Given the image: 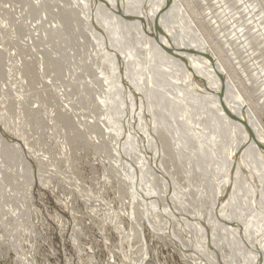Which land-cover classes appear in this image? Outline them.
Here are the masks:
<instances>
[{"label": "rangeland", "instance_id": "rangeland-1", "mask_svg": "<svg viewBox=\"0 0 264 264\" xmlns=\"http://www.w3.org/2000/svg\"><path fill=\"white\" fill-rule=\"evenodd\" d=\"M116 1L119 12L116 30L118 38L121 37L126 43L127 34H131L132 27L125 26L126 10H129L122 5L129 2ZM83 2V0H0V264H248L247 259L240 263L238 256L241 253L237 254V251L246 254L251 250L250 244L238 246V242L241 241L239 239L232 253L231 249H224L218 243L216 231L213 230L212 233V229L206 233L208 235L206 243L202 244L198 241L200 237L194 239L191 232L183 231L176 220L169 226H165L160 219L156 222L153 218L156 212L149 205L150 199L145 197V194L151 195L149 188H146L148 190L146 192L144 186L131 187L130 182H134L135 179L132 177L130 181L129 178L133 174L125 172L127 164L132 166L139 157L141 161L138 164L147 169L146 160L156 154V150L151 149L152 140H156L158 146L168 150L169 147L166 146L173 144L170 139V135H173L163 131L170 142L162 144L159 139L161 134L158 133L160 126L156 128V137L153 127L146 126V135L142 136L139 142L148 143L145 145L144 153L140 152L138 147L135 149L133 146L130 151L124 147L122 148L124 158H121L117 150H112L116 149L117 140L123 137L124 129H127L132 139L137 136L134 135L136 131L134 123L137 121L134 116L138 111L134 109L139 108L136 95H133L136 104L134 107L130 101L128 102L132 109L122 108L112 91L122 94L124 89L131 90L134 86L135 90L146 88L142 78L134 82L132 76L140 75L139 70L148 69L149 66L145 62L139 63L136 68L133 66L136 53L132 46L121 47L122 44L117 43L116 47L107 48V45L101 46V49L95 47L96 41L91 30L99 36L97 41L104 42L107 33L112 30L109 29L111 25L102 22L103 35L100 31L99 34L94 32L96 26H100L103 15L99 13L97 3L94 5L88 1L85 5ZM178 2L194 19L196 30L213 47L224 70L227 69L231 75V80L237 81L234 84L235 86L238 84L237 91L239 93L241 91L249 102V107L256 110L264 124V80H260L264 77V0H178ZM81 3L82 5H79ZM142 3L144 5L137 14L136 26L134 25L136 36L140 37L139 29L148 30L150 33L144 36L146 40L143 38V41L148 43L146 45L149 48L155 49L153 60L165 61L167 57L170 61L165 62L175 65V60L178 59L174 56L178 54L165 55L164 49L168 48L167 45L183 51L186 49L176 37L173 39L170 36L175 35L179 28L174 19L175 14L169 8L170 1L137 2L139 7ZM211 7L217 11L206 15L205 18L200 16L205 15L207 9ZM17 12L23 14H20L21 18ZM91 15L95 21L86 22V18ZM31 20L33 23L30 24ZM154 21L163 24L164 30L159 31L158 23ZM121 25L123 29L129 31H125L124 34L120 29ZM153 28L158 29V36L155 35ZM184 33L187 36L185 31L182 32L183 35ZM170 37L175 43L169 40ZM31 38L34 42L30 40ZM160 38L166 43L165 48L161 50V45L155 47L156 44L153 42L159 41ZM28 40L33 44L28 43ZM111 47L116 48V52L111 51ZM199 47L194 49L193 55L204 53L207 49L201 45ZM102 50L108 52V56L112 53V56L106 57ZM208 55L213 61L210 60L209 63L214 64L212 55L210 53ZM127 60L130 62H126ZM184 60L189 62L187 59ZM111 63L114 65L107 66ZM157 63L162 66L161 63ZM166 65L170 78L171 75L177 77L176 80L173 78L177 84L194 83L195 78L180 73V71L184 73L182 67L176 64L169 69V65L164 63L165 69ZM101 69L107 77V82H112L113 88L111 96L110 93L107 95L109 96L107 106L102 103L106 97L104 94V90H107L104 87L106 82H102L101 87L100 81L95 78ZM178 69L179 72L176 71ZM153 72L155 73L154 70ZM122 75L123 78H120ZM99 77L103 78L101 75ZM117 78L121 84L116 86L114 81ZM216 79L217 81L212 77L211 81L217 85L222 83L223 88L228 87L224 76L222 78L216 76ZM196 82L198 90V84L205 81L198 79ZM160 88L161 90L157 89L160 91L159 94L166 91V87ZM216 90L217 88H214L213 92L217 93ZM220 94L222 95V90ZM223 94V103H227L225 100L231 94L229 91H224ZM225 95L228 96L224 97ZM129 96L127 93L128 99ZM163 100L167 101V96L159 99L158 104L165 109L166 103ZM152 101L151 97L144 100L147 110L140 117L142 123L148 124L152 117L157 121H163V114L172 117V120L168 121L169 124L178 125L182 121V117L175 119L170 111L157 110L156 104ZM237 104L240 105V101H237ZM98 105L102 108L100 109ZM172 109L178 110L182 116L179 104L173 103ZM226 111L230 115L234 114V110L230 112L227 107ZM127 125L130 128H127ZM105 132H108L107 136L103 135ZM254 139V136L250 138L252 141ZM15 141L17 144L20 142L18 147L15 146ZM181 149H184L183 145ZM176 158L170 159L169 156L161 163L162 169L159 168L168 173V176L171 175V181L180 191L186 190V198L179 196V199L172 203L192 231L199 223L192 215L199 217L202 214L203 217H207L205 214L213 207V201H217V194L213 196L211 194L208 202L200 200L199 202L200 196L196 192L203 188L198 183L197 174L194 171L189 177L185 172L186 160L179 161L178 157ZM151 168L155 169L154 166ZM159 168L158 175L161 172ZM254 170V166L249 167L250 177H254ZM140 174H142L140 182L143 184L142 180L148 174L145 170ZM242 179L244 182L247 181V185L256 183V179L248 180V177L245 179L243 175ZM135 181L137 183V180ZM156 185L157 197L161 198L160 191L165 186L164 181L158 178ZM257 185L260 190L264 187V176L261 181H257ZM172 186L170 184V187ZM142 189L144 194L141 193ZM262 195L264 193H260L257 200L263 202ZM196 199L197 202L194 203ZM164 201L159 204L167 210ZM214 210L216 211L215 208ZM144 212H147L146 215ZM157 214L164 216L160 209H157ZM184 218L188 219L187 222ZM200 221L205 223L202 218ZM154 222L159 225H154ZM171 229L175 238L171 236ZM254 237L253 242H257L260 247L257 264H264L262 257L264 247L261 248L257 236ZM230 239L235 240L234 237Z\"/></svg>", "mask_w": 264, "mask_h": 264}, {"label": "bare ground", "instance_id": "bare-ground-1", "mask_svg": "<svg viewBox=\"0 0 264 264\" xmlns=\"http://www.w3.org/2000/svg\"><path fill=\"white\" fill-rule=\"evenodd\" d=\"M83 1L85 5H87L88 1L94 3V5H96L97 3V5L99 6V13L103 15L101 18L100 26L99 27L96 26L94 32L99 34V31L102 32V30H104L102 28L103 27L102 25H104L102 22L111 25L109 29L111 28L112 30H114V31L111 30V32L107 33V38L104 39V42L100 40L102 43L96 40L99 36L98 35L96 36L94 33H92L91 30V34L94 36V39L96 41L95 47L100 49L101 46H106V45L107 48L108 46L116 47L117 43H121L122 44L121 47H123L124 45L132 46L135 48V50H137V52L134 50V53H136L135 55L136 61H134L133 66L136 68V66H138L139 63H144V62L149 66L148 69H143V70L140 69L139 70L140 75L132 76V80L134 82H137L139 78H142L144 80V83H146V88L135 90L134 88L136 87L134 86L133 89L131 90L124 89V93L122 91V94L120 93L117 94L116 92L112 91L113 90L111 85L112 82L110 83L107 82V77L106 75L104 76L103 74L104 72H102V69L98 73L99 75L103 76L102 79L99 77L98 74L95 75V78L100 81L101 87L103 86V83L106 82V85L104 86L107 89L104 90V94L106 95V97L104 98V100H102L104 106L108 105L107 100L109 99V96L107 95H109L111 91L114 97L116 98V101L119 103L120 107L122 108L129 107V109H132L134 105H136L135 101L133 100L134 98L133 95L137 96L136 101L139 102V108L134 109L135 111H138L134 116L137 119V121L134 123V125L136 126V131L134 132V135L137 134V136L135 137V139H132L133 137L130 135V133H128L127 129H124L123 137H121L119 141L117 140L116 142L117 147L116 149H112V150L114 151L117 150V153L121 158H124L123 157L124 153L122 152L123 151L122 148L124 147L126 149H129V151L133 146L135 147V149L138 147V150L144 153V148H146L145 145H148V143L139 144V142H141V137L142 136L144 137V135H146V126L153 127L154 137H156V133H155L156 128L160 126L159 127L160 131L158 133L161 134L159 136V139L161 140L162 144L163 142L164 143L167 142L169 144L170 139L173 141V144L166 146V148L169 147V149L168 150L165 149L166 150L165 152V150L160 145L158 146L156 140L154 141L152 140V143L150 144L152 146L151 149L153 148V150H156V154L150 159L146 160L148 163V168L146 167L147 169H145V166L141 167V164H138L139 161H141V158L139 157L136 159L137 161H134L132 163V166L127 164L125 168V172L130 175L133 174L129 178L130 181L132 177H133L132 179L137 180V183L135 180L134 182L132 181L130 182L131 187L144 186L145 189L149 188V192L151 195L145 194V197L146 199H150L151 203H149V205L156 212V213L154 212L155 214L153 213L154 214L153 218L154 220L156 219L155 220L156 222H159L160 219L165 224V226H169L174 220H176L178 225L181 227L183 231H187V233L191 232V235L194 239L197 240L198 237H200L201 239H198V241L201 242L202 244L206 243V239L208 237L206 233H209L208 231L212 229V233L213 230L216 231V240L218 241V243L221 246H223L224 249H231L232 253L235 249L236 242L239 241L240 239L241 241L238 242V246L240 245L242 246L243 244L245 246H247V244H250L251 246V250H248L246 254L237 251V254L241 253V255L238 256V259L240 258V263H244L245 259H247L248 264L251 263L257 264L259 259L258 253L260 247H258L257 242H253V238L255 239L254 236H257L256 239L259 241L261 248L264 247V199L263 202L260 201V199L257 200L258 196H260V193L261 194L264 193V187L261 190L257 188L258 186L257 181H261L262 176H264V124L262 123L260 116L257 114L256 110L249 107V102L243 96L241 91L239 89L238 90L240 91V93L237 91L236 86L238 84L236 86L234 85L237 83V81L235 82L231 80V75L227 72L228 71L227 69H226L227 71L224 70V67L220 62L213 47L210 45L209 42H207L205 38H203L200 35V32L196 30L197 26L194 22V19L179 4L178 0H169L170 1L169 8L174 12L175 14L174 19L176 23L179 25L178 26L179 28L176 26L178 28L176 34L175 35L170 34V36L173 39H175L176 37L177 41H180L181 44L184 45V48L186 50L183 51L180 49H175L173 46L167 45L168 48L164 49V51L166 50V52L164 53L165 55H169L168 53L178 54L177 56H174L177 57L178 59V61L175 60V63L178 65V67L179 66L182 67L181 70H183L184 73H182L179 69L176 71L177 72L180 71L181 74H185L184 76H190L195 78V80L193 81L194 83L192 84L191 83L181 84V82L177 84V82L174 81L173 79L175 78L176 80L177 77H173L174 75L173 76L171 75L172 78H170L167 72L168 66L166 65L167 68L166 69L164 68V63L169 65V69L173 68L176 65V64L173 65L172 63H171L172 65H170L169 63L165 62L166 60L170 61V58L165 57V61H162L160 59L153 60L154 59L153 54H155L154 51L155 49H153L152 47L149 48L146 45L148 43L147 42L144 43L143 41V38L144 40H146L144 36H147L150 33L148 30L146 31L143 29L142 30L139 29L138 33L140 34V37L138 38L136 36L135 20L137 14L140 12V10H142L144 3H142V6L139 7V4H137V2H139L140 0H127L129 3H125V4L123 3L122 5V7L128 8L129 10V11L126 10L127 15H125L126 16L125 26L127 28L129 26L132 27V29H130L131 34H127L128 40L125 43V41H123L121 37L118 38L119 34L116 30V26L119 24L118 15H117L119 13L117 12L118 2L116 0H83ZM76 2H74V4ZM160 4L161 2H159V5ZM79 5H82V3ZM20 11L22 10L20 9ZM216 11L217 10L215 8L211 7L207 9L206 11L207 13H205V15L200 14V16L205 18L206 15H209L210 13ZM17 14L19 13L17 12ZM162 14L164 13L162 12ZM92 17L93 15H91V17L88 16L86 18L87 20L86 22L89 23L90 21L94 22L95 20L92 19ZM31 23H33V21L30 22V24ZM36 23L37 22H35V24ZM154 23L157 24L158 21L156 22L154 21ZM36 25L34 26L37 27ZM39 25H41V23ZM153 25L154 24H152V27ZM157 27L159 31L164 30L163 28L164 26L163 24L161 25L160 22L157 24ZM32 28L34 29V27ZM120 29H122L123 33L128 30V29H123V25L120 26ZM158 29L153 28V30L156 33L155 34L156 36L159 35L157 33ZM193 29L195 30L193 31ZM184 31L186 32L187 36H185V33L184 35L182 34V32ZM109 35H111V37ZM171 37L169 38V40L175 43V41H173ZM30 40L33 41V38H31ZM153 42L154 44H156L155 47L161 45L160 50L163 47L165 48L166 43L161 38L159 39V41L154 40ZM28 43L33 44L31 41H29ZM200 45L207 48L205 49L204 52L206 55L203 52H199L201 54L199 55L197 50L195 51L198 53V55L196 54L193 55L192 52H194V49L197 46L199 47ZM92 47H94L93 44ZM168 50H170V52ZM103 51L104 50H102V52ZM111 51L116 52V48L114 49L112 48ZM128 51H130V49H128ZM207 51L212 55V58L214 59V64H212L213 61L211 60L210 55H208ZM104 55L107 57L108 52L104 51ZM124 55H126L125 48H124ZM111 56L112 53H110L108 57ZM214 56H216L217 59ZM115 58L117 57L115 56ZM184 59H187L189 62L185 61ZM210 60L212 61L211 63H209ZM126 62L129 63L130 60H127ZM157 62L161 63L162 66H160V64H158ZM113 65L114 63H111L109 65L107 64V66H113ZM122 67H124V65H122ZM150 69H152V71ZM153 70L155 71V73L153 72ZM213 74L216 75L213 76ZM123 76L124 75L120 76V78H123ZM216 76H218L219 78L220 77L222 78V76H224V79L227 81L228 90H224V91H229V94H231L229 95L228 99L224 98L226 99L225 101H227V103L225 102L227 106H224L226 104L223 103L224 101L222 100L223 98L222 95L225 94V93L223 94L224 92L223 89H227V88H223L222 83H221L222 85L218 84L221 86H218L216 82L211 81L212 77L213 79L215 78V80L217 81ZM112 79H114V77H112ZM198 79H200V81H205V82H202V84L199 83L198 84L199 88L197 90L196 81ZM97 80L96 82H98ZM218 80L221 81V79ZM260 80L263 81L264 77H261ZM115 82H116V86L121 84V81H119L118 78L115 79L114 83ZM160 86L164 88L166 87L165 88L166 91L164 93L159 94L160 91L157 89L159 88L161 90ZM221 87L223 89H221ZM214 88H217L216 90L217 93L213 92ZM219 89L222 90V95L220 94L221 90ZM127 93H129L130 99L126 97ZM164 96H167L168 98L167 101L163 100L166 103L165 109L161 106L159 107L158 104L159 99H161ZM226 96L228 95H225L224 97ZM119 97H121V99ZM150 97L153 100L152 102L156 104L157 110L159 111L166 110L168 112L170 111L171 115H173L175 119L176 118L180 119L182 117V121H180L178 125L169 124L168 121L172 120V117L171 116L167 117L165 116V114H163L162 115L163 121H157L154 117H152V119L149 120L148 124L142 123L140 117L142 113L146 112L147 110V108L144 106V104L146 103L144 102V100L145 99L147 100ZM125 98L126 100H124ZM129 101L130 103H132L133 107L128 104ZM237 101H240V105L237 104ZM229 102H231V104H229ZM173 103H175L176 105L179 104L182 116L177 112L178 110L172 109ZM98 106L100 109L102 108L100 107V105ZM226 107L230 110V112H233L232 110H234V114L233 113L231 115L230 113L228 114L226 111ZM155 112L156 110L154 111V113ZM124 117H126V115H124ZM128 117H130V115H128ZM134 117L133 119H135ZM232 118H234V120ZM114 121H120V119H114ZM154 123L155 126H153ZM129 125H127V128H130ZM108 126H107L108 127L107 131H109L110 129V125ZM163 131H166L167 134L169 135L172 134L173 136L170 135V139L168 140V137H166L165 132ZM106 133L108 132L103 133V135H106ZM252 136L255 137L254 141L250 140ZM148 141H150V139H148ZM18 144H20V142ZM18 144L17 141H15L16 147L19 146ZM182 145L184 148L183 150L181 149ZM174 146L176 148L177 147L179 148L175 149ZM126 149H124V151H126ZM23 155L25 156V152L23 153ZM168 155L170 156V159H177L176 157H178L179 161H182L183 159L186 160L185 172L189 177L191 176V174L194 173V171L197 174L198 183L200 184V186H202L201 188H203V190L196 192L197 195L199 193L200 196L198 201L200 200L201 202H206V201L208 202V199L210 200L211 194L212 196L217 194V201L216 200L213 201V205H212L213 207H211L208 214H205L207 217H203L202 214L199 217H197V215L196 216L192 215L199 222L197 226L195 225V228L192 231L190 230L189 225L184 223L183 216L177 210V208L174 207L172 203L174 202L175 199H179V196H181V198H186L185 197V195L187 194L186 190L180 191L179 188H177L176 185L171 181L172 178L171 175L168 176V173H164L161 170L162 169L161 163L164 162V160L169 157ZM136 165L138 167H135ZM153 166L155 167L154 170L151 168ZM253 166L255 168L254 170V177L256 175L255 178L250 177L249 167L253 168ZM157 168H159L161 171L159 175L157 174ZM131 170L134 171L131 172ZM141 170L142 171L145 170L148 174L147 177L144 180H142L145 182V183L143 182V184H141L142 182H140V176L142 175L140 174V172H142ZM242 175L245 179H247L248 177V180H251V178L252 180L256 179V183L254 182L252 184L247 185V181L246 180L245 182L243 181ZM158 178L164 181L165 184V186H163L162 190L160 191L161 198L160 196L157 197L158 190L156 184L158 182ZM147 182L150 183V185H148ZM242 183H244V185H242ZM170 184H172L173 186L170 187ZM147 189L146 192L148 191ZM258 189L260 192H258ZM143 191L144 189L141 190L142 194H144ZM262 196L264 197V195ZM161 201H164V206L167 208V210L163 209V205L160 206L159 203ZM178 201H180V203H183L181 200ZM196 202L197 199L194 203ZM226 202H228L229 205H227ZM214 208L216 209V211L214 210ZM157 209L158 210L160 209V211L163 212L164 215L163 217L160 214H157ZM146 213L147 212H144V215H146ZM201 218L202 221L205 222L204 224L200 221ZM184 220L186 221L188 219L184 218ZM154 225H159V224L155 223ZM154 225L153 227L155 228ZM187 226L189 230H187ZM170 233L171 236L175 238L172 229ZM258 236L260 238H258ZM230 237L231 238L234 237L235 240H231ZM262 251H264V249H262ZM262 257L264 259V254ZM253 259L255 260L253 261ZM228 261H230V259H228Z\"/></svg>", "mask_w": 264, "mask_h": 264}]
</instances>
